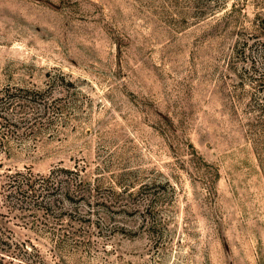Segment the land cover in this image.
Segmentation results:
<instances>
[{
    "label": "rangeland",
    "instance_id": "1",
    "mask_svg": "<svg viewBox=\"0 0 264 264\" xmlns=\"http://www.w3.org/2000/svg\"><path fill=\"white\" fill-rule=\"evenodd\" d=\"M261 19L264 0H0V183L31 172L91 211L80 247L12 218L0 264H264Z\"/></svg>",
    "mask_w": 264,
    "mask_h": 264
},
{
    "label": "trees",
    "instance_id": "2",
    "mask_svg": "<svg viewBox=\"0 0 264 264\" xmlns=\"http://www.w3.org/2000/svg\"><path fill=\"white\" fill-rule=\"evenodd\" d=\"M257 14L259 18L262 13ZM259 25L264 30L263 19ZM49 179L21 171L5 175V179L0 183V207L5 210L0 211V243L9 245L12 241V237L5 235V232L8 228L6 226L14 218L15 224L20 223L29 230L36 232L39 226L43 227L44 231L48 230L53 248L57 247L58 238L62 241L71 238L75 241V247L88 245L84 238L89 242L91 233L89 230H81L76 225L84 220H90V209L80 211L77 205L70 203L75 199L77 190L70 188L61 190L58 184L49 185ZM89 202L86 201L84 204L89 207ZM63 221L66 226L57 229L52 227V224L57 225ZM81 237L83 239H80Z\"/></svg>",
    "mask_w": 264,
    "mask_h": 264
}]
</instances>
